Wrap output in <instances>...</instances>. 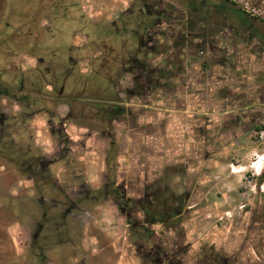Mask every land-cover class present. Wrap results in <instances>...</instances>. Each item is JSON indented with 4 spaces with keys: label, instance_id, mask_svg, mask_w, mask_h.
I'll return each instance as SVG.
<instances>
[{
    "label": "rangeland",
    "instance_id": "1",
    "mask_svg": "<svg viewBox=\"0 0 264 264\" xmlns=\"http://www.w3.org/2000/svg\"><path fill=\"white\" fill-rule=\"evenodd\" d=\"M230 1L251 16V41L257 45L246 50L239 47L233 56L224 48L217 55L203 48L207 52L200 55L197 43L187 48L180 44L169 57L172 42L158 35L161 52L148 53V64L153 68L165 65L166 59L178 61L179 77L163 79L158 87L151 84L149 92L141 90L138 96L129 94L131 75H117L114 68L108 70V64L113 65L114 59L126 60L131 54L129 43L136 40L127 36L129 41L121 42L115 39L114 31L124 23L121 13L131 3L135 9L141 7L140 0H82L87 30H81L76 22L78 11L57 8L67 4L66 0H40L41 35L36 56L48 54V48H43L54 33L61 37L51 40L52 47L60 48L55 55H62L61 48L71 46V54L82 61L78 65L81 73L73 74L64 98L53 108L63 117L70 106L72 116L65 126L72 140L60 144L49 132L44 114L34 116L25 129L19 126L15 133L19 145H30L34 153L47 157L60 147H70L68 159L83 167V180L89 188L102 186L105 158L110 156L114 177L107 183L114 180L124 185L128 196L140 195L152 180L179 194L180 235L175 232L169 238L179 237L183 264H208L210 252L233 264H264V179H259L264 172V8L250 0ZM172 2L180 17V0ZM116 3L121 5L116 7ZM47 15L56 17L50 27ZM62 17L68 20L59 19ZM11 22L12 26H0V80L15 86L17 67L22 63L29 67L35 61L27 37L32 27L16 19ZM159 28L167 30L164 17L159 19ZM175 28L174 35L179 30ZM150 46L156 49L154 43ZM6 48L24 52L18 61L16 57L4 61L9 54ZM138 56L144 58L143 54ZM92 68L105 79L91 77ZM79 74L88 77L83 84L77 80ZM108 77L118 82L115 93ZM1 103L9 113L17 110L10 99ZM111 104L126 110L112 120L104 109ZM0 165L10 170L9 178L0 181V264H37V250L31 241L36 222L32 180L2 159ZM1 168L0 174L5 171ZM51 169L59 181L68 178L63 164ZM49 191L54 195L53 189ZM88 209L81 220L76 212L69 216L68 239L73 234L77 241L83 237L82 243L95 251L103 245L109 257L114 255L110 264H128L132 246L127 221L116 208L112 193L89 201ZM6 226L11 227V244ZM65 247L60 252H66ZM67 247L69 255L76 254V246ZM45 253L46 264H51L49 251ZM119 253H123L121 257Z\"/></svg>",
    "mask_w": 264,
    "mask_h": 264
},
{
    "label": "flooded vegetation",
    "instance_id": "2",
    "mask_svg": "<svg viewBox=\"0 0 264 264\" xmlns=\"http://www.w3.org/2000/svg\"><path fill=\"white\" fill-rule=\"evenodd\" d=\"M66 1L67 4H59L57 8L61 11L67 9L78 11L76 22L81 30H87L88 23L84 22L85 16L83 14L82 0ZM172 1L173 0H140L141 7L135 9V3H131V6L121 13V18H123L124 23L121 27L115 29V39L121 42L126 40L129 41L127 38V36H129L138 43L137 50L128 56L129 60L132 61L131 68L137 64L138 55H147L149 53L148 50H150V47L148 45L152 40L156 39V37L152 35L145 38V36L139 34L136 29L134 33H125L127 27L133 23L132 18L135 15L143 16L147 14L151 16V18H155V23H157L156 26H159V19L162 16L171 15L175 12L176 8L172 6ZM40 4V0H0V26H12L11 19L16 17L17 22L19 21L23 25L32 27V31L27 33V37H29V51L35 63H32L29 67L24 66L22 63L17 67L16 77L14 78L15 86L17 85V100L11 99V101L18 107V110L19 98L25 95L26 90H32L37 82L35 76L40 72L38 65L44 62L43 58L36 56L37 49H39L40 46L41 35ZM218 4V0H180V27L183 31L185 30L186 41L198 43L199 48L197 51L200 55H205L207 52L204 51L203 48H207L208 52H214L216 55L220 52V49L224 48L228 55L234 56V53L239 47L241 50H246L251 46L255 47L257 42L251 41V39L254 38V31L251 30L252 21L231 20V15L221 9V6L219 8ZM54 5L56 6L57 4L55 3ZM247 16L249 17L250 15ZM177 17L179 18L178 15ZM54 19H56V17H51L50 15L46 16L45 20L48 21V27L51 26ZM112 23L114 24L115 22L113 21ZM139 25L140 23L137 24V26ZM192 26L197 27L196 29H192ZM87 32H85L84 39L88 38ZM48 38L55 39V35L49 36ZM22 52H19L16 56L17 61L22 56L20 54ZM131 70L133 71L134 68ZM133 72V86L129 91L130 95L136 94L135 92L137 91L135 89L137 87L142 88L141 84H139L141 76L137 75L135 71ZM150 72L152 75L156 74L153 70ZM152 78L153 76H149L147 82H153ZM66 79V77L61 79L58 90L53 88V91L57 90L58 92L55 94V100L60 97L64 98L66 93L64 83ZM6 85H8V83ZM13 95L12 93V96ZM0 98V131L1 133H4V131L7 133L10 128L8 126L10 122H5V114L15 116L18 111L17 113H8L1 103L2 99H8L7 95L0 94ZM24 104L25 103H21L22 108ZM67 107L63 117L59 116L55 111L50 114L47 113L48 117L46 122L49 127V132L57 136L60 144L65 141L68 143L71 142L65 129L66 120L72 116L70 106L67 105ZM25 115L31 119L36 114L23 112L22 116ZM53 119H57V122L53 123ZM17 124L25 129L26 124L23 119ZM109 133L110 131L106 132L107 136H109ZM70 153V147H60L49 159H47L49 161L48 163L40 164V168L44 165H48L49 172L42 173V171L38 169L37 178L35 180L30 179L34 187V202L36 203V222L31 232V241L33 247L37 250V264H46L47 254L45 251L47 250L49 251L48 256L50 257L51 264H110L111 258L114 257V255L112 254L110 258L108 253L105 252V246L102 245L98 251H95L94 249H90L88 244L82 243V241L85 240L83 237L80 238V241H77V235L74 237V234L70 236L69 240L68 236L70 235V229L67 226V219L72 213L76 212V218L81 220L82 217L88 213L89 201L99 198L100 195L104 193L108 196L110 192L113 195L116 208L124 215L127 221L126 232L131 239L130 245L132 246V250L129 251L131 261L128 264H183L182 258L180 257L183 252L180 250L179 237L169 238V235L175 232H177L178 236L180 235L179 226L181 211L179 194L170 191L167 185L157 184L152 180L150 184H145L140 195L137 194L136 197L128 196L125 194L124 185L114 180H111L109 184L107 183V180L112 177L106 163V158L108 156L105 158V180L102 186L100 188H89L86 181L83 180V169L81 167L78 168L76 163L70 162L71 158L68 159ZM111 158L113 159V157ZM57 163L63 164V171H68V178H65V180L59 181L56 175L53 174L51 166ZM47 178L53 181L52 184L46 183L48 180ZM50 189H53L55 192L52 196H50ZM58 196L60 197L58 198ZM47 203H49L50 207H48ZM47 224H49L48 228L46 226ZM46 229L48 231L44 234ZM9 243L11 244V242H8V244ZM68 244L72 247L76 246L74 247L77 249L76 254H68ZM63 245L66 246V252H60L59 250ZM122 254L123 253H119L118 256L121 257ZM209 260L208 264H233L232 261L225 256H216L214 252L209 253Z\"/></svg>",
    "mask_w": 264,
    "mask_h": 264
},
{
    "label": "trees",
    "instance_id": "3",
    "mask_svg": "<svg viewBox=\"0 0 264 264\" xmlns=\"http://www.w3.org/2000/svg\"><path fill=\"white\" fill-rule=\"evenodd\" d=\"M219 1V8L221 6V9L226 11V13L231 15V20H240V21H250L249 17L247 16L248 14L245 13L243 10L240 8H237L234 6L233 2L230 0H218ZM250 2L253 5H258L262 6L264 8V0H250ZM172 11V10H171ZM163 17V16H162ZM133 23H131L127 29L125 30V33L128 32H133L134 30H138L139 34H142L145 36V38L149 35H152L156 37V39L152 40L151 43H154L155 45V50L154 46H150L151 43L149 44L150 50L149 53H153L155 51L161 52L159 50V46H163L161 44L158 38V35L161 37H164L166 39L171 40L172 45L170 46L173 50H171V55L174 54L173 51L175 49H180V44L183 47H189V45H192L194 42H187L185 38V30L183 31L180 27V17L178 18L175 12L171 15H164V24H166L167 30L166 29H160L159 26H156L157 23L155 18H151V16H148L147 14H144L143 16H138L135 15L133 18ZM140 23L139 26L137 24ZM179 29L176 32V28ZM197 26H192V29H196ZM53 30V29H51ZM50 30V31H51ZM53 32H51L52 34ZM54 34V33H53ZM50 36H54V35ZM95 34V32H93ZM203 35V33H202ZM59 38V37H55ZM49 42L44 45L45 49L46 47L48 50V54L44 56H40L43 58L44 62L42 64H39L40 72H38L35 76V80L37 81L35 85L33 86L32 90H26L25 95L18 100V105H19V110L18 113L15 116L5 114V122H10L8 124L9 131L4 133L0 131V159H2L4 162L7 164H10L14 166L25 178L27 179H32L35 180L37 178V170H41L42 173H45L48 171L49 166L44 165L42 168H40L41 163H48L49 157H45L42 154L34 153L33 148L30 145L26 146H21L18 144L17 140L15 139V133L16 129L19 128V125L17 124L20 122L22 119L25 121V124L27 125L32 119H29L27 115L22 116V113H30V114H44L46 117H48L47 113L50 114L53 112V108L56 104V101L60 98H56L55 94H57V90L59 89V85L61 83V79L66 77V82L64 83L65 86L69 79L73 76V74L77 71L81 73V70L78 68L79 63H82V61L77 58L75 55L71 54L72 52V47L67 46L66 48H61L63 50L62 55L58 56L55 55L57 50H60V48L56 46H51V40L53 38H48ZM198 44V43H197ZM133 45V47H132ZM138 43L137 42H130L129 43V51L133 53L134 51L137 50ZM169 50V48H168ZM144 51V50H143ZM5 52H9V54H6V56L3 58L4 61L5 59L8 60L9 58L16 57L19 53V51H12L9 50V48H6ZM66 52V54H64ZM180 54L179 52H176ZM148 55V54H147ZM147 55H143L144 58L138 57L137 58V64L132 68H134L133 71L136 72L137 75L141 76L139 84H141L142 88H136L135 90L137 92L136 95H142L141 90H144L149 92V88H151V84L155 85L158 87V84L160 81L163 79H169V78H178L179 77V72H177V67H180V62L178 61H169L166 59L165 65H160L157 67L151 68V66L148 64V59ZM106 56L101 58V63L102 60H105ZM113 65L108 64V70H112L113 68L115 69V74L117 75H122V74H129L132 76L134 73L131 69L132 61L129 60V57L126 58V60H117L114 59L112 62ZM101 66H104V63L101 64ZM100 66V67H101ZM173 66V67H172ZM177 66V67H176ZM172 67L173 70L170 68ZM48 68V69H47ZM104 68V67H101ZM78 69V70H77ZM151 70L156 73L155 75L151 74ZM92 76L91 77H97L101 81H103L105 78L103 75L100 74L99 70L95 71V69L92 68ZM106 73V70H105ZM16 75V73H15ZM149 76H153L152 81L153 82H147ZM16 77V76H15ZM88 79V77L84 74H79L77 77L78 82L81 81L83 84V81ZM107 83L109 84L110 90L112 93H115L116 91V86L118 84L117 80L113 78H107ZM4 81L0 80V94L7 95L8 99H14L17 100V85L16 86H11L10 83L6 85ZM161 85V84H160ZM53 88H56V91H53ZM65 88V87H64ZM161 88V87H160ZM33 91V92H30ZM66 91V90H65ZM12 93L14 94L12 96ZM5 97V96H3ZM23 100V101H22ZM114 100V99H113ZM112 100V101H113ZM44 101V102H43ZM21 103H25L23 108L21 107ZM31 104V105H30ZM46 104V105H45ZM30 105V106H29ZM106 111L108 110V117L110 119H115V117L123 114L125 112V108L123 106H118L111 104L107 107H105ZM46 113V114H45ZM35 115V116H36ZM6 124V123H5ZM18 126V127H16ZM1 127V126H0ZM44 158V159H43ZM112 161L111 157L106 158V163L108 166V169L111 171L112 177H114V172L111 170L110 163ZM49 172V171H48ZM48 179V178H47ZM51 179V178H50ZM259 179H264V172L263 174L259 177ZM52 180H47L46 183L52 184Z\"/></svg>",
    "mask_w": 264,
    "mask_h": 264
},
{
    "label": "crops",
    "instance_id": "4",
    "mask_svg": "<svg viewBox=\"0 0 264 264\" xmlns=\"http://www.w3.org/2000/svg\"><path fill=\"white\" fill-rule=\"evenodd\" d=\"M121 4L120 3H116V7H119ZM105 10H109V8L106 6L105 7ZM14 19H16V17H14ZM60 19H65V20H68V19H66V18H60ZM54 20H56V19H54ZM9 27V26H8ZM132 77V76H131ZM17 107V106H16ZM17 111H18V107H17V110L16 111H14V109H13V111H10V113H17ZM8 112V111H7ZM9 113V112H8ZM34 118V117H33ZM65 129H66V127H65ZM67 131V130H66ZM70 137V136H69ZM70 139L72 140V136L70 137ZM42 155H44V154H42ZM47 157V156H46ZM0 167H4V168H1V169H3V171L4 172H2V174H0V181H2V180H4V179H7V178H9L8 176H9V172H10V170H6L5 169V165H3V166H1L0 165ZM82 169H83V167H82ZM57 177V176H56ZM19 223V222H18ZM6 228V234L7 235H9V238H8V242L11 240V238H12V236H10V233H11V227L10 226H6L5 227ZM13 239V238H12ZM13 241V240H12ZM14 243V245H15V242H13Z\"/></svg>",
    "mask_w": 264,
    "mask_h": 264
}]
</instances>
